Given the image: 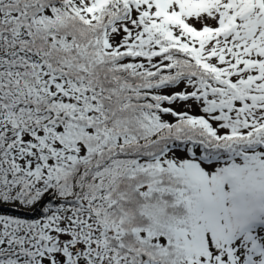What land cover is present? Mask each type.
I'll return each instance as SVG.
<instances>
[{
    "label": "snow or ice",
    "instance_id": "obj_1",
    "mask_svg": "<svg viewBox=\"0 0 264 264\" xmlns=\"http://www.w3.org/2000/svg\"><path fill=\"white\" fill-rule=\"evenodd\" d=\"M0 264H264V0H0Z\"/></svg>",
    "mask_w": 264,
    "mask_h": 264
}]
</instances>
